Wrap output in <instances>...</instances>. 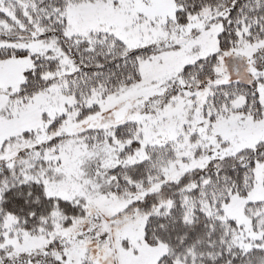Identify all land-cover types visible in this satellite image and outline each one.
I'll return each instance as SVG.
<instances>
[{
    "label": "snow or ice",
    "instance_id": "snow-or-ice-1",
    "mask_svg": "<svg viewBox=\"0 0 264 264\" xmlns=\"http://www.w3.org/2000/svg\"><path fill=\"white\" fill-rule=\"evenodd\" d=\"M0 264H264V0H0Z\"/></svg>",
    "mask_w": 264,
    "mask_h": 264
}]
</instances>
